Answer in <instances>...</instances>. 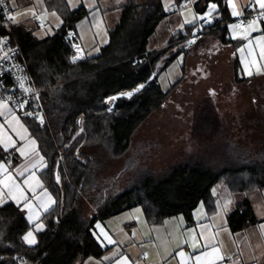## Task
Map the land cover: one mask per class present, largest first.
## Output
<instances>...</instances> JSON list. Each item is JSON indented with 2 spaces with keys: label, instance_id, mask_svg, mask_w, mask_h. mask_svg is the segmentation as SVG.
Listing matches in <instances>:
<instances>
[{
  "label": "trees",
  "instance_id": "16d2710c",
  "mask_svg": "<svg viewBox=\"0 0 264 264\" xmlns=\"http://www.w3.org/2000/svg\"><path fill=\"white\" fill-rule=\"evenodd\" d=\"M45 1L51 8L57 5L61 16L60 25L52 33L37 36L32 27L19 21L3 30L19 46V60L30 86L41 90L45 122L39 125L25 114L23 117L46 160L41 179L55 203L42 215L45 228L37 233V243L32 246L23 241L31 225L22 209L11 201L0 204V264L13 262L15 254L24 264H82L85 258L98 257L105 249L93 235L96 220L138 205L149 223L179 214L191 223L197 204L213 206L211 189L217 183L230 191L264 188V137L252 146L223 136L216 164L184 160L170 162L157 172L136 159L106 175L109 163L126 155L142 122L183 79L184 58L191 46L174 49L173 42L190 35L196 22L173 32L165 46L147 51L148 38L165 12L160 0H152L142 17L141 5L128 0L100 52L73 61V51L63 36L67 28L74 29L88 14V9L65 8L63 0ZM205 1L216 2L220 11L206 34L217 37L222 44L234 45L236 40L228 37L225 26L229 18L225 0ZM261 22L264 33V20ZM179 56L183 59L181 74L163 88L158 75ZM232 70L235 82L247 78L237 57ZM139 85L144 87L130 97L118 96L109 108L107 98ZM217 125V119L206 113L199 118L197 130L206 141L216 142L213 134ZM88 147L95 153H89ZM7 155L0 150V159ZM125 169L131 173L120 186L119 176ZM83 198L89 200L90 211L82 206ZM227 220L233 230L253 222L249 203H237Z\"/></svg>",
  "mask_w": 264,
  "mask_h": 264
},
{
  "label": "crops",
  "instance_id": "0c3cea01",
  "mask_svg": "<svg viewBox=\"0 0 264 264\" xmlns=\"http://www.w3.org/2000/svg\"><path fill=\"white\" fill-rule=\"evenodd\" d=\"M42 1L49 12H53V10L56 12L54 13L60 19L59 26L61 16L56 9L57 5L51 8L45 0ZM127 1H61L63 2L62 6L68 9L80 6L87 8L88 14L78 22L86 19L89 23L88 30L90 32L105 33V38L101 43L93 35L90 42L87 41L88 49L83 48L81 44L85 55L99 53L101 47L108 42V33L119 23L123 5ZM134 1L136 4L141 5V14L144 17L148 11L149 2L151 3L152 0ZM251 1L232 0V3H229V0H225L229 17L225 26L229 38L238 40L233 38L235 28H237H233V24L239 25V30L249 28L248 21L250 19L242 25L237 20L240 16H233L232 12L234 10L240 11L242 15H245L251 9L249 7L245 10V6L249 5ZM210 2L215 3L217 8L211 16H206V18L214 20L220 16L218 4L214 1L160 0L165 13L159 20L154 33L148 38L147 51L165 46L173 32L183 29L185 25L192 24L196 22L198 17L204 16L208 11ZM201 7H204V9L199 11ZM255 7L259 8L258 4ZM166 24L173 25V27L168 29L163 44L150 47V38ZM74 30L78 34L77 29L74 28ZM261 30L262 25L260 27L256 25L255 30L249 29L252 33L261 32ZM217 40L219 41L218 38ZM220 44V47H215L218 49L217 53L220 55L223 48L228 50L226 48L231 47V54L230 57L227 56V59H232V62H234L235 57H237L234 45ZM96 45H98V51L91 53L89 51L90 47ZM190 54L205 55L204 52L198 54L191 53V51ZM0 102L3 101L0 100ZM4 104L7 107H0V150L8 153V155L0 159V164L4 165V169H0V204L4 201H11L18 205L22 209L26 221L31 225L30 229L23 234V237L29 231H33L37 240V233L45 228L42 215L49 211L55 203L54 195L45 187L41 179V172L46 166V160L39 150L37 141L30 134L23 117L24 112L21 109H15L12 105ZM5 144H9V147L5 148ZM22 151L26 155H22ZM33 164L36 165L35 168L32 167ZM25 167L28 168V171L24 172L23 176L19 175ZM33 172L35 176L25 184L23 181ZM37 180L42 186H37ZM14 185H18V187ZM45 190L48 193L47 196L43 195ZM211 191L214 199L213 206L209 207L202 202L197 204L192 211L191 223H188L186 217L182 214L166 217L159 223H149L138 205L124 209L103 220H96L93 225V235L99 245L105 249L98 257L85 258L82 264H125V258H128V264H185L183 258L175 255V253L183 250L186 255L190 254L193 237L202 240L201 233L204 237H214L213 244L218 247L221 255L226 258L219 264H264V188L246 192L230 191L224 184L217 183ZM243 200L249 203L254 220L253 222L247 221L241 228L233 230L228 223L227 214L233 211L236 204ZM30 216L31 220L29 219ZM36 224L42 225L41 230H35ZM25 244L32 246L27 242ZM169 253L173 255L169 256Z\"/></svg>",
  "mask_w": 264,
  "mask_h": 264
},
{
  "label": "rangeland",
  "instance_id": "374dc122",
  "mask_svg": "<svg viewBox=\"0 0 264 264\" xmlns=\"http://www.w3.org/2000/svg\"><path fill=\"white\" fill-rule=\"evenodd\" d=\"M9 3L12 11L15 12L14 21L32 27L37 36L52 33L59 24L60 19L56 12L54 10L49 12L42 0H9ZM37 16L45 22L44 27L35 26L34 20ZM87 21L81 20L74 26L83 48H87V41L90 42L93 35L100 43L105 38V33L90 32ZM257 25L260 27L262 22L258 20ZM172 27L173 25L169 24L162 26L150 38L149 46L163 44L168 29ZM234 32L233 38L238 39L234 44L236 55L241 64L242 74L247 78L241 82L233 80V60L227 59V56L230 57L231 47L226 48L228 50L223 48L219 55L216 48L221 44L215 36L207 35L206 31L199 35L202 37H194L191 53L204 52L205 55H189L190 51L188 52L184 59L183 79L171 90L163 103L142 122L133 135L126 155L109 163L104 170L106 175L121 170L126 161L136 159L140 164L152 167L157 172L163 171L170 162L184 160L216 164L220 159L218 146L223 136L240 144L252 146L255 142L263 140L264 39L262 37L264 33H252L248 27L246 30H239L237 27ZM178 47L180 46L175 45L174 49ZM89 51L97 52L98 45L90 47ZM182 62L180 56L160 72L158 81L163 88L181 74ZM160 66L161 62L157 64L156 71ZM139 86L131 91L112 95L109 97V103L114 102L118 96L129 97L127 93L133 94ZM206 113L214 116L218 121L213 134L216 142L206 141L197 130L199 118ZM86 150L95 153L90 147ZM130 173L131 171L126 169L121 172L120 186L126 183ZM57 176L59 173L55 170L56 179ZM82 206L90 211L88 199L83 198Z\"/></svg>",
  "mask_w": 264,
  "mask_h": 264
},
{
  "label": "built area",
  "instance_id": "2783aa9c",
  "mask_svg": "<svg viewBox=\"0 0 264 264\" xmlns=\"http://www.w3.org/2000/svg\"><path fill=\"white\" fill-rule=\"evenodd\" d=\"M258 12L259 8H256V11H253L251 8L249 12L240 16L237 20L243 25L246 20L256 18ZM14 15L15 13L11 9L9 0H0V100L12 105L15 109H21L24 114L26 112L33 113V115H25L39 125H42L45 122V108L41 99V90L33 89L30 86L19 60V46L11 42L8 34L3 30L8 24L14 22ZM9 17H13V19H9ZM207 20L211 22L206 23L205 20H201L198 17L192 33L176 39L173 43L180 47H190L193 44L194 37H198L200 34L214 27L213 20ZM34 21L39 27L45 26V22L39 16ZM63 39L73 51L70 55L71 60H79L85 57V53L77 38V33L73 28L66 29ZM5 56H7L6 59L4 58ZM107 100L109 102V98ZM21 102H26L23 108L20 107ZM112 105L113 102L109 103V108H112ZM40 117H42L43 122H41ZM2 258L0 255V260ZM12 261L8 262V264H24V260L18 254L13 256ZM187 264H192V262L189 260Z\"/></svg>",
  "mask_w": 264,
  "mask_h": 264
},
{
  "label": "snow or ice",
  "instance_id": "6c2138e0",
  "mask_svg": "<svg viewBox=\"0 0 264 264\" xmlns=\"http://www.w3.org/2000/svg\"><path fill=\"white\" fill-rule=\"evenodd\" d=\"M229 3H232V0H229ZM258 4L259 6V12L256 18L254 19H250L248 21V26L250 30H255L256 25H257V21L258 20H264V0H252V3H250L249 5L245 6V10H247V8L251 7L253 11H256V5ZM233 7H235L233 5ZM217 8V5L215 3H209L208 6V11L204 16H201L200 19L201 20H205L206 23H210V20L206 19V16H211L212 12H214ZM233 16H241L242 12L240 11H233L232 12ZM9 19H13V17H9ZM233 28L235 27H239V25H233ZM262 39H264V37H262ZM249 43H251V41H249ZM262 55H264V53H262ZM5 59L7 58V56L4 57ZM251 74V73H249ZM21 87H23V85H21ZM144 85H140L139 88L136 89V91H139L140 88H143ZM127 95L130 97L132 95V93H127ZM114 99V98H113ZM26 102H21L20 107L23 108ZM0 107H7L6 104H4L3 102H0ZM26 115H33V113H29L26 112ZM41 122L42 121V117H40ZM33 143H35V141H33ZM9 147V144H5V148ZM22 155H26V153H24L22 151L21 153ZM41 160L43 159L42 157L40 158ZM33 168L36 167L35 164L32 165ZM0 169H4V165L0 164ZM6 171V169H5ZM28 171V168L25 167L20 173L19 175L23 176L24 172ZM35 176V173H31L29 177H26L25 180L23 181L25 184L28 183L29 179L33 178ZM57 180L59 181V176H57ZM37 186H42L39 182V180H37ZM16 187H18V185H14ZM43 195L47 196L48 193L45 190ZM26 207H28V205H26ZM29 219L31 220V216L29 217ZM42 225L40 224H36L35 225V230L39 231L41 230ZM200 236L202 237L201 239H197L195 237H193V242L191 244V253L186 255L185 252L183 250H180L178 252L175 253V255L183 258L185 264H187V262L190 260L192 262V264H219V262L224 261L226 258L221 255L220 250L218 249V247L213 244V239L212 238H208V237H204L203 233L200 234ZM24 241L27 242L28 244L34 245L37 243L35 236L33 234V231H29L24 237H23ZM112 242V241H110ZM172 253H169V256H172ZM174 258V257H173ZM125 264H128V258H125Z\"/></svg>",
  "mask_w": 264,
  "mask_h": 264
},
{
  "label": "bare ground",
  "instance_id": "6f19581e",
  "mask_svg": "<svg viewBox=\"0 0 264 264\" xmlns=\"http://www.w3.org/2000/svg\"><path fill=\"white\" fill-rule=\"evenodd\" d=\"M159 4V3H158Z\"/></svg>",
  "mask_w": 264,
  "mask_h": 264
}]
</instances>
